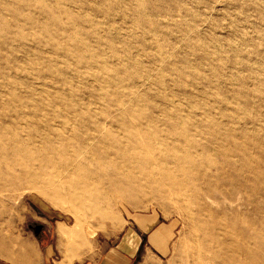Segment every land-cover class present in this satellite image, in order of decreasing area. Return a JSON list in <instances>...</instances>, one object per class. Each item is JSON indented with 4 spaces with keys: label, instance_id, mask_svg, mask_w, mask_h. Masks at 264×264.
<instances>
[{
    "label": "rangeland",
    "instance_id": "374dc122",
    "mask_svg": "<svg viewBox=\"0 0 264 264\" xmlns=\"http://www.w3.org/2000/svg\"><path fill=\"white\" fill-rule=\"evenodd\" d=\"M0 188V264H264V0H0Z\"/></svg>",
    "mask_w": 264,
    "mask_h": 264
},
{
    "label": "crops",
    "instance_id": "0c3cea01",
    "mask_svg": "<svg viewBox=\"0 0 264 264\" xmlns=\"http://www.w3.org/2000/svg\"><path fill=\"white\" fill-rule=\"evenodd\" d=\"M58 229L61 230L60 233L62 235L61 236L62 240L63 238L66 239L65 240L66 242L65 251L67 253H70V255H75L73 254V251L76 248L73 247L74 245H72L68 240L73 239L77 235V232H76L77 230L74 231V228L66 229L65 227H62V226H59ZM82 239L83 240H81V243L78 245V247L79 248L80 246L86 247V253H89L91 250L90 249L91 244L90 242L87 241V239L85 238H82ZM138 244H139V240H137V236L134 234V232L132 231L127 232L122 240L121 245L119 246V250H111L107 252L103 261L101 260L102 261L101 264H130L131 258L136 254L138 250ZM152 245L157 246L155 244H152ZM152 245L151 247H153ZM56 251H57V247L54 248L53 246H50V245L46 246L43 252L42 264H76V261H75L76 259L74 260L72 256H68V257L65 256L63 259H58L57 257H55V255L58 254ZM30 254H29L30 256L28 257L30 259L29 264H33V263L38 264L39 252L37 253L32 252ZM34 255H36L35 256L36 258L34 257ZM33 259L34 261L32 262ZM151 259H152V256H150L149 258H146V261H144L143 264H147L148 262L150 263L153 262ZM96 261L94 260L93 263H89V264H96Z\"/></svg>",
    "mask_w": 264,
    "mask_h": 264
},
{
    "label": "bare ground",
    "instance_id": "6f19581e",
    "mask_svg": "<svg viewBox=\"0 0 264 264\" xmlns=\"http://www.w3.org/2000/svg\"><path fill=\"white\" fill-rule=\"evenodd\" d=\"M117 150V149H116ZM119 150V149H118ZM124 151H125V149H124ZM125 153V152H124ZM134 153H135V151H134ZM132 158H133V156H132ZM53 159V158H52ZM135 159H137V158H135ZM112 160V159H111ZM136 161V160H135ZM42 162V161H41ZM112 162H114V161H111L110 162V165L114 168V170H116L117 171V176H115V177H113V174L110 176L107 172H105V171H103V177H106V179H108V180H110L111 182H114L115 181V179H118V180H126V181H131L132 179H133V181H134V177H131V176H129L128 175V173H130V172H128L129 170H131V168L133 167V161L132 160H130V154H124V159H123V161L121 162V164H113ZM56 163V162H55ZM142 163H143V161H142ZM137 164H138V162H137ZM147 164V163H146ZM135 165H136V162H135ZM134 165V166H135ZM138 165H140V164H138ZM40 166H42V164L40 165ZM53 166H55V164L53 165ZM137 167V166H136ZM28 168H29V166L26 168V170L28 171ZM42 171V169L39 167V173ZM29 172V171H28ZM31 173H33V170H32V172ZM135 173V172H134ZM34 174V173H33ZM35 175V174H34ZM37 176H38V174H36ZM75 175V174H74ZM131 175H132V173H131ZM135 175V177L137 176L136 174H134ZM124 178V179H123ZM139 178V177H138ZM136 179V178H135ZM138 181H139V179H137ZM137 181V182H138ZM82 184V183H81ZM203 184H205V183H203ZM138 185V184H137ZM206 185V184H205ZM83 186V185H82ZM201 186V185H200ZM241 185H239L238 186V190H241L240 187ZM221 187V186H220ZM75 189V188H74ZM0 190H2L1 188H0ZM206 192H207V190H206ZM195 195L196 196H198L197 195V193L195 192ZM199 201V200H198ZM197 201H195V203H196ZM203 203V202H202ZM201 203V204H202ZM206 204V203H205ZM204 205V204H203ZM202 205V206H203ZM195 206H199V205H195ZM200 208V207H199ZM201 210V209H200ZM198 213H199V211H198ZM199 215V214H198ZM195 216V215H194ZM197 218V217H196ZM192 220V219H191ZM77 230V229H76ZM75 231V230H74ZM8 236L10 235V234H7ZM10 237H11V235H10ZM251 237H253V236H251ZM11 239V238H10ZM253 240V239H252ZM15 242V241H14ZM13 243V242H12ZM20 243V242H19ZM250 243V242H249ZM16 244V243H15ZM252 244H253V242H252ZM17 245V244H16ZM251 245V244H250ZM22 246V248H21V251H23L22 253H24V254H30V252H27V250H33V247H32V245H30V244H28V243H26L24 246L23 245H21ZM18 247H20V245H18ZM240 247V246H239ZM238 247V248H239ZM246 247V248H245ZM245 247H243V248H241L240 250H239V252L241 253L242 252V250L243 251H245L246 252V254H248V260H249V258L252 256L251 255V253H250V249H249V247H247V245H245ZM13 248H14V246H13ZM251 249H252V247H251ZM11 250V249H10ZM236 250V249H235ZM13 251V250H12ZM228 251V250H227ZM238 251V249L236 250V252ZM14 252V251H13ZM253 252H254V250H253ZM9 253V252H8ZM17 253V252H16ZM10 254V253H9ZM224 254V253H223ZM242 254H244V252L242 253ZM11 255V254H10ZM14 255V254H13ZM31 255V254H30ZM30 255H28V257L30 256ZM225 255H227V254H225ZM257 255V254H256ZM255 255V256H256ZM33 256V255H32ZM31 256V257H32ZM35 256V255H34ZM241 256V255H240ZM254 256V255H253ZM0 257H4V255L3 254H0ZM27 257V256H26ZM219 257V256H218ZM223 257H225V256H223ZM227 257V256H226ZM236 257V256H235ZM235 257H232V258H234L235 259ZM36 258V257H35ZM214 258V257H213ZM220 258V257H219ZM218 258V259H219ZM228 258V257H227ZM252 258V257H251ZM14 259L15 258H13V261H14ZM27 259V258H26ZM209 260L208 261H210V258H208ZM225 259V258H224ZM246 259V258H245ZM18 260V263L20 262L19 261V259H17ZM200 260V259H199ZM220 260V259H219ZM10 261V260H9ZM34 261V259L32 260V262ZM36 261V260H35ZM215 262H216V259L214 260ZM222 261V260H221ZM227 260L225 259V262H226ZM250 261V260H249ZM31 262V263H32ZM212 262V261H211ZM224 262V263H225ZM13 263H15V262H13ZM213 263V262H212ZM223 263V264H224ZM227 263H229V262H227ZM232 263V262H231ZM238 263V262H237ZM249 263V262H248ZM253 263V262H252ZM34 264V263H33ZM211 264V263H210ZM217 264V263H216ZM222 264V263H221ZM234 264H236V263H234ZM240 264H241V262H240ZM250 264H251V262H250Z\"/></svg>",
    "mask_w": 264,
    "mask_h": 264
}]
</instances>
